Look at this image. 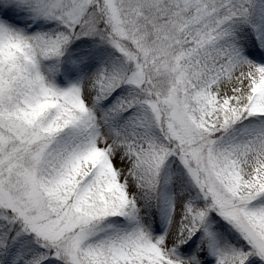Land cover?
<instances>
[{
  "label": "snow or ice",
  "instance_id": "obj_1",
  "mask_svg": "<svg viewBox=\"0 0 264 264\" xmlns=\"http://www.w3.org/2000/svg\"><path fill=\"white\" fill-rule=\"evenodd\" d=\"M0 264H264V0H0Z\"/></svg>",
  "mask_w": 264,
  "mask_h": 264
}]
</instances>
